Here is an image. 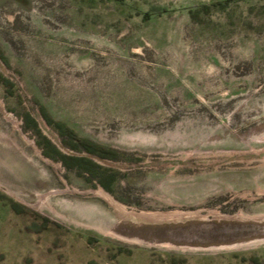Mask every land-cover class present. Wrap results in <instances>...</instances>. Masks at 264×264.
I'll use <instances>...</instances> for the list:
<instances>
[{
    "label": "rangeland",
    "instance_id": "374dc122",
    "mask_svg": "<svg viewBox=\"0 0 264 264\" xmlns=\"http://www.w3.org/2000/svg\"><path fill=\"white\" fill-rule=\"evenodd\" d=\"M0 264H264V0H0Z\"/></svg>",
    "mask_w": 264,
    "mask_h": 264
},
{
    "label": "bare ground",
    "instance_id": "6f19581e",
    "mask_svg": "<svg viewBox=\"0 0 264 264\" xmlns=\"http://www.w3.org/2000/svg\"><path fill=\"white\" fill-rule=\"evenodd\" d=\"M120 209V208H119ZM121 211V210H120ZM123 212V211H122ZM124 213H126V212H124ZM128 215V214H127ZM159 218V217H158ZM157 219V218H156Z\"/></svg>",
    "mask_w": 264,
    "mask_h": 264
}]
</instances>
